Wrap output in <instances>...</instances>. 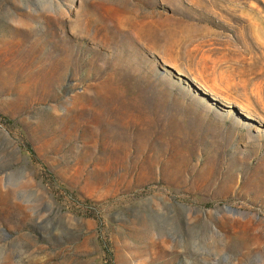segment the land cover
I'll return each mask as SVG.
<instances>
[{"label":"rangeland","instance_id":"374dc122","mask_svg":"<svg viewBox=\"0 0 264 264\" xmlns=\"http://www.w3.org/2000/svg\"><path fill=\"white\" fill-rule=\"evenodd\" d=\"M0 264H264V0H0Z\"/></svg>","mask_w":264,"mask_h":264},{"label":"water","instance_id":"95a60500","mask_svg":"<svg viewBox=\"0 0 264 264\" xmlns=\"http://www.w3.org/2000/svg\"><path fill=\"white\" fill-rule=\"evenodd\" d=\"M160 62H161V61H160ZM161 67H162V65H161ZM161 67H160V69H161V71H162L163 68H161ZM166 68L172 70V72L174 73L175 76H178V77L184 79L186 82L190 83V84H191V85H192V86L198 91V93H199L200 95L204 96L209 102H212V103H214V104H216V105H218V106H222V105H223L221 102H219V101H218L217 99H215L213 96H211L210 94H208L207 92H205L204 90H202L200 87H197V85H195V84L193 83V81H191V79L187 78V77L184 76V75L178 74V73H177L175 70H173L171 67L166 66ZM238 113H239V112H238ZM240 115H242V117H244V118L246 117L245 115H243V114H241V113H240ZM226 209L228 210L229 207H226Z\"/></svg>","mask_w":264,"mask_h":264}]
</instances>
